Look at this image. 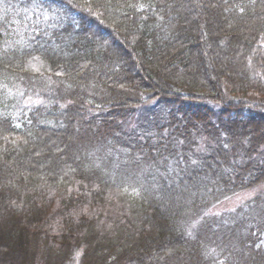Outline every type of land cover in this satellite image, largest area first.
Returning <instances> with one entry per match:
<instances>
[{
    "label": "trees",
    "instance_id": "trees-1",
    "mask_svg": "<svg viewBox=\"0 0 264 264\" xmlns=\"http://www.w3.org/2000/svg\"><path fill=\"white\" fill-rule=\"evenodd\" d=\"M263 185L264 0H0V264H264Z\"/></svg>",
    "mask_w": 264,
    "mask_h": 264
},
{
    "label": "rangeland",
    "instance_id": "rangeland-1",
    "mask_svg": "<svg viewBox=\"0 0 264 264\" xmlns=\"http://www.w3.org/2000/svg\"><path fill=\"white\" fill-rule=\"evenodd\" d=\"M20 92V91H19ZM22 93V92H21ZM14 95V93H13ZM22 99H23V103L22 106L20 107L19 110L23 109V112H21L19 114V117H21V115L23 113H31L36 111L37 109H40L41 107H43L44 105H46L44 103L43 98H40V96L35 95V94H29L26 96L22 95ZM40 100L42 101V103H30L29 106H25V103L28 101H37ZM18 110V111H19ZM150 120H166V116L163 115L162 111L160 110L159 107H155V105H147L144 107H140L139 109L135 110L126 120L122 121V128L120 131L119 135H123V137L127 134L128 137L131 140H135V139H139L140 141H145V134H146V130L143 129V127L145 125H148V122ZM167 131H164V135H166ZM154 138V137H151ZM147 143V142H146ZM156 143V138L154 139V142ZM194 150L198 152V145L194 146ZM108 150V153L105 155V161H109V164L107 166V169L109 171L112 172V175L110 176L113 180H116L118 183H121L122 185H133L135 184L134 181L130 182V179L126 176V175H122L121 174V167H120V162L121 160L125 159L127 161H129L131 158L127 155H129V152H123V151H115V150ZM97 161L99 158V152H97ZM134 155L135 157L132 159L134 161H140L142 159V156L139 155L138 152L134 151ZM102 157V154L100 155V158ZM111 158L115 160L116 165L111 161ZM93 163L96 164L97 161L93 160ZM159 172L161 173H168L169 170L168 167L165 168H158ZM150 172L145 171V176H147ZM155 173V171H154ZM152 177L149 179L151 180ZM145 187V186H143ZM264 192V185L260 186L254 190H249L240 194H237L227 200H225L224 202L212 207L210 209V213H221L224 211H232L234 210L236 207L240 206L241 204H243L244 202L248 201L249 199L255 197L256 195H258L259 193Z\"/></svg>",
    "mask_w": 264,
    "mask_h": 264
},
{
    "label": "snow or ice",
    "instance_id": "snow-or-ice-1",
    "mask_svg": "<svg viewBox=\"0 0 264 264\" xmlns=\"http://www.w3.org/2000/svg\"><path fill=\"white\" fill-rule=\"evenodd\" d=\"M60 74L61 73H59V72L57 73V75H60ZM20 95L22 96L23 93H20ZM30 103H37V104H39V103H42V101H40V100H37V101H34V102L33 101H28V102L25 103V106H29ZM193 163H195V161H193Z\"/></svg>",
    "mask_w": 264,
    "mask_h": 264
}]
</instances>
